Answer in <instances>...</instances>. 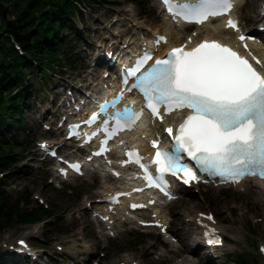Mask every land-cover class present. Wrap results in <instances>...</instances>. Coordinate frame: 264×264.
<instances>
[{
  "label": "rangeland",
  "instance_id": "1",
  "mask_svg": "<svg viewBox=\"0 0 264 264\" xmlns=\"http://www.w3.org/2000/svg\"><path fill=\"white\" fill-rule=\"evenodd\" d=\"M137 1L144 3L148 16L139 13ZM260 2L246 0L238 8L237 15L246 27H256L261 20L258 14ZM80 7L82 16L74 18L77 31L73 36L78 39L72 40L75 54L72 66L63 53H58L55 65H51L53 69L48 68L44 77L30 82L37 91L25 100V127L12 123L4 131L6 141L2 144H9L5 152L9 155L12 150L14 158L8 168L0 170V193L7 194L17 204V214L9 226L0 231V255L4 264H79V261L89 264L93 260L97 264H124L123 261L139 264H264V195L256 201L259 189L254 186L259 184L255 181L237 186L198 185L190 189L163 212L170 221L168 230L172 240V237L164 238L157 228L140 227L131 221L117 223L113 229L115 237H108L106 225L91 218L89 210H84L83 206L86 198L92 204L95 197L116 184L97 176H83L67 182L56 177L54 167L58 157L44 155V150L60 140L55 137L54 125H48L50 118L47 115L40 117L50 105V96L55 99L54 94H57L58 100L63 97L62 85L91 86L90 82L93 83L92 79L100 72L98 68L105 65L100 61L93 66L91 56L98 53L102 58L99 51L102 39L114 30L122 32L121 22L125 26L129 19L142 21L149 28L164 22L151 0L84 1ZM203 34L200 32L196 37ZM126 36L124 32L122 37ZM25 71L30 79L31 72L38 75L40 67L36 61L28 59ZM41 145H45L44 148ZM43 156L45 160L42 161ZM38 208L43 210L39 218L24 219V214L36 213ZM197 214L212 216L221 231L218 234L223 237V245L208 251L207 257L203 256V248L186 252L198 245L200 224H194L193 220ZM18 237L22 238L20 244ZM33 249L37 258L28 255L25 260L20 256V253L32 254ZM208 258L214 261L207 262Z\"/></svg>",
  "mask_w": 264,
  "mask_h": 264
},
{
  "label": "snow or ice",
  "instance_id": "2",
  "mask_svg": "<svg viewBox=\"0 0 264 264\" xmlns=\"http://www.w3.org/2000/svg\"><path fill=\"white\" fill-rule=\"evenodd\" d=\"M165 3L174 16L197 24L224 15L233 7V0H193L181 5L165 0ZM226 27L238 29V22L229 19ZM246 38L252 37L239 36L241 41ZM164 39L159 37L157 43ZM151 59L145 53L128 70V75L136 78L133 87L143 94L146 107L160 119H163L161 106L165 113L184 108L192 112L174 136L172 128L166 129L174 143L171 150L157 148L152 160L157 166L155 176L135 151L127 153L129 160L124 163L134 159L145 170L148 185L159 187L165 195L169 194L166 174L181 179L185 185L201 179L197 172L218 176L221 182H238L247 175L264 178V76L247 59L217 41H203L190 51L183 46L173 48L167 58L156 59L146 71H141ZM141 114L130 109L116 114V127L111 134L130 126ZM95 118L93 114L92 119ZM157 143L152 142L154 148ZM185 155L195 169L185 162ZM72 167L78 169L77 165ZM207 218L212 219L210 215ZM207 242L220 243L218 237Z\"/></svg>",
  "mask_w": 264,
  "mask_h": 264
},
{
  "label": "trees",
  "instance_id": "3",
  "mask_svg": "<svg viewBox=\"0 0 264 264\" xmlns=\"http://www.w3.org/2000/svg\"><path fill=\"white\" fill-rule=\"evenodd\" d=\"M84 1L99 0H0V170L13 163L12 150L9 155L5 152L9 144H2L4 131L12 123L25 127V100L37 91L30 82L44 77L48 68L52 70L60 52L73 64L71 42L78 39L73 36L77 31L74 18L82 16ZM136 4L140 14H146L144 3ZM28 59L40 67L39 74L31 72L30 79L25 71ZM16 211L17 204L0 193V231L9 226ZM42 212L38 208L36 213L24 214V219L39 218ZM0 264H4L1 255Z\"/></svg>",
  "mask_w": 264,
  "mask_h": 264
},
{
  "label": "bare ground",
  "instance_id": "4",
  "mask_svg": "<svg viewBox=\"0 0 264 264\" xmlns=\"http://www.w3.org/2000/svg\"><path fill=\"white\" fill-rule=\"evenodd\" d=\"M244 0H239L238 4L240 2H243ZM238 4L236 5V7L238 6ZM236 10V8H235ZM236 12V11H235ZM120 21V19L118 20ZM128 22H125V26L124 23H120V25L123 27V31L119 32L120 30H114V32H111L113 34H109V35H105L104 38L102 39L101 42V48L99 51L104 53V57L101 58L100 55L98 53H93L91 58L94 59V62L92 63V65L94 66V64H99L100 61L106 63V61L112 57H118L120 55V53L122 52V47L121 44L124 42L123 40V35L124 32L128 35L127 36V44H141V40H140V35H144L145 38H154L156 33H162V35L167 36V39L169 41L168 45H161L159 48V52H158V56H163L166 52V48L169 45H176L179 44L180 41L182 40L180 37L182 36L180 33L183 31L182 29H185V27H176L175 29H173L172 25H170L168 22H166L165 27L160 26L158 28H156L155 30L149 29L148 27H144V25L142 24V22L137 21L135 22L134 20H127ZM223 21L219 22L218 19L208 22V23H204L201 25V27L197 28V32H202L204 31L205 36H209V37H219L220 39H223L224 41H231L234 42V33L230 30V29H225L222 26ZM122 30V28H121ZM193 38V37H192ZM197 39V38H195ZM146 41H144L145 43ZM253 49L257 52H260V48L262 47V45L260 43H254L252 45ZM94 55V56H93ZM99 74L96 78L92 79L93 83L91 84V87L93 89H98L101 85L105 84L108 81L109 75L108 73L104 70H99ZM81 87V88H79ZM62 88L64 90L65 95L61 98H59V100L57 99L58 95L54 94L55 99H57L55 101V99L53 98V96H50L51 100H50V105L49 107H47L45 110H43V112H41L40 117H43L45 115H47L49 118L52 119H58L57 118V114H56V109L60 108V107H64L70 100L71 98L76 94L77 91H80L83 89V87L81 85H62ZM78 89V90H77ZM59 94V92H58ZM147 130V129H146ZM145 131V130H143ZM64 137L61 136L60 140H62ZM142 148L145 147L146 145L140 141L139 144ZM58 151H66L65 148L62 147H58L57 148ZM67 155H71V153H68ZM35 153V152H34ZM34 155V154H33ZM32 156V155H31ZM247 181H242L240 182L239 185H242L244 183H246ZM254 186V183H253ZM254 187H256V189H259L258 191V197L256 201L259 202V200H261L260 196L264 195V182H261L259 185H255ZM115 192L110 191V189H106L103 191V193L95 198H99L100 201L98 203H95V210L93 212H90V207L93 206V204H91L87 198L84 201V206L83 209H87L90 212V217L93 218L95 221H97L98 223L102 224H106L108 225L110 228H113L114 225L117 224L118 219H120L123 216V208L122 206H118L116 207L113 204H109L107 202V200L110 198V196H112ZM248 193V192H246ZM264 198V196H262ZM94 198V199H95ZM245 199H243L242 202H244ZM120 202H122L120 200ZM263 208V207H262ZM157 212V210L155 211ZM160 213V212H159ZM213 215L214 213L211 212ZM150 215V213H149ZM159 218L157 219H153L150 218L149 222L153 223L154 226L159 227V229L161 227H164L167 225V217L164 215H161L160 213ZM196 217V216H194ZM208 215L206 214H201L198 216V222L201 223L203 226H210V227H215L216 230L219 231L218 225L215 224V222L211 219L209 220ZM191 219V217L189 218ZM195 219V218H194ZM193 219V220H194ZM137 220V219H136ZM173 220V219H172ZM148 221H142L141 223L144 224ZM188 223H192L191 221H189ZM198 245L197 248L196 247H192L189 248V253H193L196 252L197 250L199 251L198 248H203V256H205V252L207 251V249L205 248L203 242L201 239H198L197 242ZM184 249V246L182 247V250ZM202 253V252H201ZM214 260L212 258H208L207 262L212 263ZM124 264H136L135 262L132 261H125ZM208 264V263H205Z\"/></svg>",
  "mask_w": 264,
  "mask_h": 264
}]
</instances>
